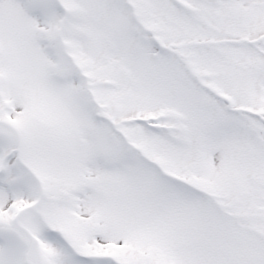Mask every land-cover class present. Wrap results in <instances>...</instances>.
Instances as JSON below:
<instances>
[{
  "label": "snow or ice",
  "instance_id": "obj_1",
  "mask_svg": "<svg viewBox=\"0 0 264 264\" xmlns=\"http://www.w3.org/2000/svg\"><path fill=\"white\" fill-rule=\"evenodd\" d=\"M0 264H264V0H0Z\"/></svg>",
  "mask_w": 264,
  "mask_h": 264
}]
</instances>
